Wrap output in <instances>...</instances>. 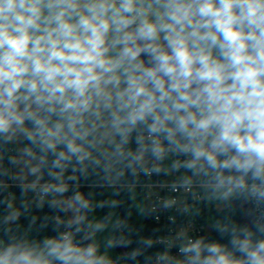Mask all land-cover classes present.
<instances>
[{
  "label": "clouds",
  "instance_id": "clouds-1",
  "mask_svg": "<svg viewBox=\"0 0 264 264\" xmlns=\"http://www.w3.org/2000/svg\"><path fill=\"white\" fill-rule=\"evenodd\" d=\"M154 175L162 209H227L218 238L114 255L133 243L114 197L155 211ZM0 205V264H264V0H0Z\"/></svg>",
  "mask_w": 264,
  "mask_h": 264
},
{
  "label": "built area",
  "instance_id": "built-area-1",
  "mask_svg": "<svg viewBox=\"0 0 264 264\" xmlns=\"http://www.w3.org/2000/svg\"><path fill=\"white\" fill-rule=\"evenodd\" d=\"M163 179L166 178L154 175L151 178V182H149L147 178L141 177L142 186L137 188V192L140 193L139 197L142 199L146 208L150 209L152 205H156L155 211H146L145 213L150 223L160 230L155 238V244L160 247L159 251L164 249L166 243L162 238L174 237L179 228L188 229L189 234L209 235L206 232V216L210 205L189 197L187 200V203L191 205L189 213L179 211L180 206L174 207L173 209H162L159 207L158 198L169 194L168 188H162L158 183V181Z\"/></svg>",
  "mask_w": 264,
  "mask_h": 264
},
{
  "label": "trees",
  "instance_id": "trees-1",
  "mask_svg": "<svg viewBox=\"0 0 264 264\" xmlns=\"http://www.w3.org/2000/svg\"><path fill=\"white\" fill-rule=\"evenodd\" d=\"M86 183H91L92 184L91 181L86 182ZM84 187H85L86 190H91V191L96 190L97 192L102 193L103 196L105 195V193H104L105 189L100 187V186H98V185H96V184L92 185V186L84 185ZM9 191L16 193L17 197H19V188L18 187L12 186L9 189ZM124 196H125L124 192H121V194L119 196V199L122 202H121V204L118 207L119 216L121 218L127 217L129 224L133 228V232H132V234L130 236V238L132 239L133 243L131 245H129L127 248H120L121 250H124L125 252H127V251H130L131 249H134V248H136L138 246L137 241L142 236H150V237L154 238V240H155V238L159 234L160 230L157 229L156 227H154L150 223V221L148 220V217H146L145 220L142 223L135 222L133 220V218H132V214L129 216V213H131V211L129 210L128 206L126 205V201L124 199ZM0 209L3 211V205H0ZM32 214L37 216L36 222L33 225V230H34L33 234L34 235H43V234L51 231V227H52V225L54 223V221L51 219V217L54 215V213H52L51 210L48 209L47 205H45V207H44V209H43L41 214L39 213V210H37V209H33ZM238 214H239V212L236 211L234 219L237 220ZM45 215H48L50 217V219L48 221V227L43 229L40 232H37L36 230L40 229V225L44 222V216ZM218 215H220V216H218ZM225 215H227V212L221 213V214L216 213V219L224 217ZM29 220H30V217L28 219H25L24 217H22L20 223H21V225L23 227H27L28 223H29ZM208 236H210L211 238H218L217 235L214 236V232H212ZM159 250H160V247L157 244L154 243L153 248L147 250L146 254H151V253H154V252L159 251ZM139 259H140L141 262H143L144 257L141 256Z\"/></svg>",
  "mask_w": 264,
  "mask_h": 264
},
{
  "label": "rangeland",
  "instance_id": "rangeland-1",
  "mask_svg": "<svg viewBox=\"0 0 264 264\" xmlns=\"http://www.w3.org/2000/svg\"><path fill=\"white\" fill-rule=\"evenodd\" d=\"M84 185L92 186V185H95V184L94 183H92V184L91 183H85ZM93 191L95 192L96 199H98V200H103V199L109 198L111 196V192L110 191H106L105 190V192H104L105 195L104 196H103L102 193H99L96 190H93ZM124 195H125L124 196L125 201L128 200L129 199L128 194L124 192ZM114 198L119 199V197H114ZM140 199L141 198L138 197L137 198V202H142L143 203L142 199L141 200ZM212 207H213L212 211L209 210V208H208V212H207V215H208L207 216V224H206L207 225L206 226V232L207 233L214 232L212 230V228H211V225H212L213 221L216 219V213L221 214V213L227 212V209H225V208L216 207V206H212ZM0 211L2 212L1 209H0ZM115 211H116L117 215H119L118 208ZM134 211L136 212L137 217H140L141 221L143 222L145 220V218H146L145 214L141 215L139 210L135 206H134ZM236 211L239 212V214L237 216V220L243 222L246 219V217H245V212L246 211H244V209H242V207L239 206V205L236 206ZM108 212H109V209L107 207L105 209L104 208L103 209H97L95 215L97 216V218H103V217L107 216ZM218 216H220V215H218ZM142 222H139V223H142ZM216 235L217 234L214 232V236H216ZM99 238L102 240L103 239V234ZM124 252H125L124 250H121L120 248H118V249L115 250L114 255L118 256V255H120L121 253H124Z\"/></svg>",
  "mask_w": 264,
  "mask_h": 264
},
{
  "label": "crops",
  "instance_id": "crops-1",
  "mask_svg": "<svg viewBox=\"0 0 264 264\" xmlns=\"http://www.w3.org/2000/svg\"><path fill=\"white\" fill-rule=\"evenodd\" d=\"M15 186V185H14ZM139 197V196H138ZM137 197V198H138ZM140 198V197H139ZM141 200V199H140ZM126 204H127V206H128V208L130 209V211H131V213H132V218H133V220L135 221V222H137V223H139V222H142L141 221V218L140 217H137V215H136V212L134 211V204H133V201L131 200V199H128V200H126ZM212 206H214V205H210L209 206V210H211L212 211ZM242 207V209H244V211H246L245 212V217H246V214H247V212L249 211V206L248 205H244V206H241ZM42 211H43V209L42 210H39V213L41 214L42 213ZM1 212V211H0ZM244 215V214H243ZM208 216V215H207ZM207 216H206V222H207ZM145 217H146V213H145ZM212 233V232H211ZM211 233H208V234H211Z\"/></svg>",
  "mask_w": 264,
  "mask_h": 264
},
{
  "label": "water",
  "instance_id": "water-1",
  "mask_svg": "<svg viewBox=\"0 0 264 264\" xmlns=\"http://www.w3.org/2000/svg\"><path fill=\"white\" fill-rule=\"evenodd\" d=\"M148 215V214H147Z\"/></svg>",
  "mask_w": 264,
  "mask_h": 264
}]
</instances>
